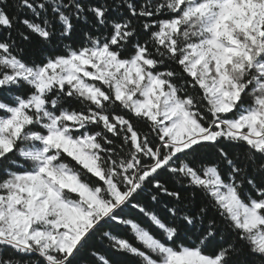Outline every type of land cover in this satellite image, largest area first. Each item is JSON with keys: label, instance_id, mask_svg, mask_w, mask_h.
Segmentation results:
<instances>
[{"label": "snow or ice", "instance_id": "snow-or-ice-1", "mask_svg": "<svg viewBox=\"0 0 264 264\" xmlns=\"http://www.w3.org/2000/svg\"><path fill=\"white\" fill-rule=\"evenodd\" d=\"M0 264H264V0H0Z\"/></svg>", "mask_w": 264, "mask_h": 264}]
</instances>
